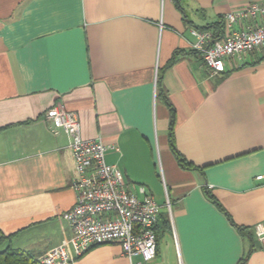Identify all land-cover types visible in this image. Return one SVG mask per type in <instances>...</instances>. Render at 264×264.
<instances>
[{
    "label": "crops",
    "instance_id": "1",
    "mask_svg": "<svg viewBox=\"0 0 264 264\" xmlns=\"http://www.w3.org/2000/svg\"><path fill=\"white\" fill-rule=\"evenodd\" d=\"M260 1L0 0L5 245L40 259L73 236L63 216L76 199L69 139L45 117L59 103L77 115L83 139L114 147L106 163L129 190L144 186L160 207L148 264H238L250 250L247 264H264L256 234L264 223L256 180L264 174V50L226 59L225 72L212 75L191 34L223 22L222 38L228 12ZM172 132L177 151L201 170L179 165ZM71 264L131 263L120 245L106 244Z\"/></svg>",
    "mask_w": 264,
    "mask_h": 264
},
{
    "label": "built area",
    "instance_id": "2",
    "mask_svg": "<svg viewBox=\"0 0 264 264\" xmlns=\"http://www.w3.org/2000/svg\"><path fill=\"white\" fill-rule=\"evenodd\" d=\"M224 20L226 34L219 39L212 31L191 30L196 39L193 49L202 56L212 75L225 72L226 59L264 50V0L230 11ZM243 23H249L247 28L234 30V26ZM45 117L57 131L68 136L76 199L72 209L63 215L73 236L47 251L39 259L41 264H71L92 247L106 244L120 245L131 264L153 261L160 215L153 197L144 186H139L137 192L129 190L122 171L106 163L105 154L114 147L101 137L83 139L75 113L57 103L46 111ZM256 180L264 185V174L256 176ZM256 234L264 244V223L256 227ZM134 257L140 260L133 261Z\"/></svg>",
    "mask_w": 264,
    "mask_h": 264
},
{
    "label": "trees",
    "instance_id": "3",
    "mask_svg": "<svg viewBox=\"0 0 264 264\" xmlns=\"http://www.w3.org/2000/svg\"><path fill=\"white\" fill-rule=\"evenodd\" d=\"M177 4L179 2V0H174ZM217 31L214 33L215 37L217 39L220 38V34L223 30V22H220L217 25ZM205 31H212L210 28L206 29ZM170 145L172 148V151L174 153V155L176 156V159L178 160L179 165L182 168L188 169V170H201L198 167H195L193 164L189 163L188 161H186V159L177 151V149L175 148V144H174V139H173V132L171 133V138H170ZM206 195L208 196V198L210 199V201H212L215 205H217L221 210H223V208L221 207V205L219 204V202L216 200V198L210 194V192L208 190H206ZM224 211V210H223ZM229 221L231 222L232 225H234L237 230L239 231V233L243 236V237H247V238H252L253 235L250 231L249 228L246 227H240L237 226L233 223L232 219L230 218V216L226 213ZM11 238V236H5V235H1L0 236V264H41L40 260L37 259L34 255L29 254L23 250L20 249H15L12 248L10 246H6V242ZM252 250H250L245 257H243L238 264H247L249 256L251 254Z\"/></svg>",
    "mask_w": 264,
    "mask_h": 264
}]
</instances>
